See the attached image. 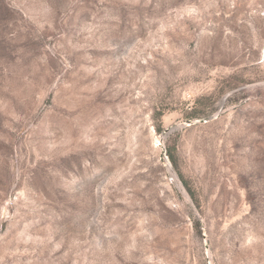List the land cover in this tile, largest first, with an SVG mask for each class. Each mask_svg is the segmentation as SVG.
I'll return each instance as SVG.
<instances>
[{"label": "rangeland", "instance_id": "rangeland-1", "mask_svg": "<svg viewBox=\"0 0 264 264\" xmlns=\"http://www.w3.org/2000/svg\"><path fill=\"white\" fill-rule=\"evenodd\" d=\"M0 264H264V0H0Z\"/></svg>", "mask_w": 264, "mask_h": 264}]
</instances>
